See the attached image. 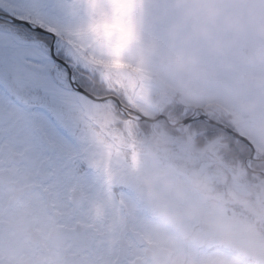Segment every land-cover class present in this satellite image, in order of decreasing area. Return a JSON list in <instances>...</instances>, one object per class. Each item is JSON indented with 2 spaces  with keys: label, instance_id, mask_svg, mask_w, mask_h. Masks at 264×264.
<instances>
[{
  "label": "flooded vegetation",
  "instance_id": "1",
  "mask_svg": "<svg viewBox=\"0 0 264 264\" xmlns=\"http://www.w3.org/2000/svg\"><path fill=\"white\" fill-rule=\"evenodd\" d=\"M47 1H54L49 5L59 1L60 12L67 14V22L83 23L90 18L86 0ZM32 5L46 26L61 28L63 40L76 39L68 35V30L82 29L81 25L57 24L62 21L57 13L49 16L46 9H40L33 1ZM96 5V8L110 6L108 0H98ZM132 11L136 12L131 14L136 36L121 50L120 57L129 54L124 67L113 70L82 62L88 71L80 74L90 81L88 90L97 98H102L97 91L105 89L107 79L120 78L121 74L128 77L139 74L148 81L154 79L152 76L157 81L171 79L164 74L168 73V67L149 59L147 50H140L151 46L148 25L144 24L147 16L142 9L136 10L133 6ZM16 34L21 37L18 36L20 39L16 42L34 53V42L24 33ZM75 43L79 45L76 40ZM84 49L86 51H80V55H95L97 60H103L101 56L107 52L110 55L109 46L90 34L89 44ZM27 76H30L28 79L39 76L35 57L23 56L8 66L6 74L0 77L1 93L4 100L15 103L33 119L36 109L44 107L32 99L30 88L37 83L21 80ZM174 86V81L168 86L174 94L171 100L157 104L154 91L147 89L141 91L142 104L136 106L130 103L127 88H106L123 97L120 104L72 93L64 99L62 110L55 113L46 108L39 110L44 118L38 117V120L46 123L48 116V124H17L24 120V114L20 113L11 121L5 109L0 108V264H234V260L244 261L248 256L244 243L249 234L245 224L233 223L231 190L242 193L243 189H248V185L243 184L248 179H244L242 161L247 166L253 158L252 151L248 154L240 147L241 151L235 150L236 157L240 156L242 171H234L227 161L228 156L234 155L229 152L234 145L229 144L231 133L224 128L195 124L191 132L193 124L190 127L171 125L173 118L170 122L163 118L155 123L138 120L139 115L145 113L175 112L190 105L195 106L191 111L199 112L203 108L197 98L198 91L187 90L185 94ZM205 111L217 114L218 110L211 107V111ZM119 116L125 120H120ZM222 125L236 127L235 124ZM169 126L179 130L177 134ZM162 135H171L182 142L181 153L177 155L185 156L184 160L193 157L197 166L204 161V168L210 167V171L206 169L201 177L199 172L187 173V170L168 174L174 167L164 162L169 155L164 150L170 141L165 142ZM174 144L171 145L176 146ZM106 148L111 153L106 154ZM70 156L78 157L86 166L90 191L83 195L77 193V201L82 200L83 207L68 202L72 181L66 164ZM254 157L249 166L251 172L258 180L260 176L264 179V168L253 163L261 164L264 157H260L258 151ZM112 161L116 163L113 165ZM134 161L140 164L131 165ZM153 161L156 162L151 169L148 163ZM137 171L141 181L136 193ZM176 179L178 188L187 189L180 192L181 198H196V201L190 203L193 216L189 217L190 211L182 209L184 202L179 200L176 205L183 216L172 222L168 217L169 202L159 201L157 197L165 194V186ZM150 180L156 191H150ZM184 182H188V186ZM217 194L222 199H218ZM224 195L227 200H223ZM255 204L258 209L264 208V201ZM23 209H26L25 216H21ZM254 219L250 225L252 231L264 235V216ZM89 230L94 231L93 235ZM81 241L86 247L80 246ZM22 242L24 248L20 247ZM91 253L98 256L91 257Z\"/></svg>",
  "mask_w": 264,
  "mask_h": 264
},
{
  "label": "rangeland",
  "instance_id": "2",
  "mask_svg": "<svg viewBox=\"0 0 264 264\" xmlns=\"http://www.w3.org/2000/svg\"><path fill=\"white\" fill-rule=\"evenodd\" d=\"M32 1L38 5L40 9H46L49 4L54 2H48L47 0ZM58 3L59 1L55 5L57 10L56 13L62 21L61 23L57 22V24L81 25L84 32L87 31V26L90 23L92 15L89 7L88 14L90 18L88 20H84L83 23L73 20L67 22V14H65V12H60V8L62 7ZM133 7L136 10L142 9L147 16V18L145 17L146 20H144V24H146V26L148 25L151 46L149 45L148 48L142 47L140 50H147L149 59L156 61L164 67H168V73L165 71L164 74H168L167 78H171L172 80L164 81V78H162L157 81L156 78L152 76L154 79L150 78L151 81H148L145 76L146 81L139 74L135 77H128L121 74L120 78L107 79L106 88H127L130 92L128 99L133 106L142 104L141 100L144 94L141 93V91L147 89L153 90L156 95L154 100L158 101L157 104H161L164 100L172 99V92L168 89L172 81H175V84L179 83V85L184 84L180 80H177L178 77L182 80L185 79V82L190 81L192 85H194V90H196V88L200 89V97H197L200 101V107L205 104L208 111H211V107H216L218 110L216 111L217 114L212 113L214 119L215 115H217L218 124H235L236 127H234V129L243 136L246 134L254 143L255 149L259 151L260 157L263 156L264 0H134ZM209 8L217 9L218 13L215 15L210 14L208 11ZM97 9L110 16L112 5L110 4L109 8L97 7ZM134 13L136 12L131 10V14ZM135 22L139 23L140 21L135 20ZM18 36L19 35L16 33H14L11 38L8 36H0V50H7L11 53L10 65L23 56L34 57L32 50L24 49L21 47L20 43L16 42V39L21 38L20 36V38H18ZM84 36L85 39L79 37L75 40L79 45L81 44L86 47L89 44V34L84 33ZM136 40L139 41V38H136ZM146 40H149V38H146ZM113 42H115V38H113ZM128 56L129 54H123V56L119 58L125 61ZM101 58H103L105 62L114 59L108 52L107 55L101 56ZM175 60L181 61L183 67L176 69L172 63ZM112 69L114 70L115 67H112ZM28 78H30V76L21 80H24V82H39V76H35L33 79ZM197 82H199V84ZM179 85L176 87L174 86L178 91L181 90V88L178 89V87H180ZM1 90L0 85V108L5 109L11 121H14L15 118L22 113L24 114V120L16 122L17 124H48V116L45 117L46 123L38 120V117L41 119L44 118L42 113H40L44 108L36 109L34 114L36 116L31 119L26 112H21V109H19L15 103L11 104V101L7 102V100H4ZM72 104L75 109L76 105L74 100ZM79 106L81 108L83 107L82 104ZM145 114L150 115L149 113ZM159 114L161 113H153L152 115L157 116ZM163 114L184 121L192 114V111L190 112L189 107H187L186 111L184 108L181 113L171 111L163 112ZM120 117L121 116H119V118ZM222 119H226V121L224 122ZM120 120L124 121L125 118H120ZM200 121L202 120L199 119L195 124H209L205 121ZM49 123L52 124L51 120ZM195 124L192 125L191 132L194 131ZM169 129L172 130L174 134H177L179 131L170 126ZM234 133L235 132H232L229 139V144L234 145V147H232L229 152L235 156L230 155L226 157L228 158L227 161L232 164L231 168H234V171H242L240 167V156L236 157L238 155L235 154V150L240 147L244 149V152L247 151L245 149L246 144L234 135ZM108 137L109 134L106 133L105 138L108 139ZM161 143L165 145L164 142ZM171 144L173 143H170V145L167 143V148L164 150L169 154L167 159H164V162L167 166L176 167L173 162L178 161L177 156L179 155L177 154L181 152L178 146L176 147ZM185 146H187L186 143ZM107 149L108 148L105 149V153H111V151ZM240 153L241 152L237 154ZM248 154H251V150ZM179 158V162L182 163V161H184L182 165L184 168L175 171L187 170V173L197 171V173L199 172V177H201L203 173H206V169L210 171V167L204 168L206 165L204 161H200L202 164L197 166V162L193 157L184 160L185 156L180 155ZM254 160L255 157L248 162L247 166H245V161H242L244 163V172L251 170L249 166ZM155 162L156 161L149 162V167L151 168ZM115 163V161H112L113 165ZM181 163H179V165H181ZM253 163L259 168L263 166L256 162ZM134 164L138 165L140 162L134 161V163H131V165ZM174 169L169 170L168 174H173ZM137 170L139 171L140 167H137ZM138 171L136 173V193L140 186L139 182L141 181ZM159 176L160 175H158V177ZM257 180L255 182L248 179V181L243 182V184L251 187L250 190L247 191L248 193H245L244 189L242 193L231 190L234 200V203L230 206L233 223L239 221L240 224H245L249 234L246 243H244V250L247 251L248 256L244 258L243 262H235L234 260V264H264V235L261 236L260 233L253 232L252 226H250L257 216V210L247 206L244 207L245 202L246 204L255 205L257 202L264 201V187L261 185L260 188L257 189ZM173 183L170 182L166 185V193H162L157 197L159 201L165 199V201L169 202V207H167L170 214L168 217L172 222L183 216L179 213V207L176 205L179 200L184 202L181 208H186L190 211L189 217L193 216L191 214L192 209L190 208V203L196 201V198L193 200H189L187 197L181 198L180 192L185 188H178L176 182ZM183 184L188 186V182H184ZM46 185L50 186L49 182H47ZM152 185H154V183L150 180V184H148L150 191H156L157 188L153 189ZM217 197L218 199H222L219 194H217ZM199 199L202 198L199 197ZM223 200H227L226 195L223 196ZM25 210L26 209H23L21 216H25ZM198 210V208H195V211ZM92 215L94 216L95 214ZM259 218L262 219L263 215H259ZM137 221L139 220L137 219ZM21 222H24V220L22 219ZM17 224H19V221ZM89 233L93 235L94 231L89 230ZM113 235L114 233L111 232V236ZM80 246L86 247V243L81 241ZM20 247H25L23 242ZM92 249H96V245H94ZM90 256L96 257L98 254L94 255L91 253ZM103 257L104 259L106 258V256ZM256 259H258V261H256ZM247 260H249V262H247Z\"/></svg>",
  "mask_w": 264,
  "mask_h": 264
},
{
  "label": "snow or ice",
  "instance_id": "3",
  "mask_svg": "<svg viewBox=\"0 0 264 264\" xmlns=\"http://www.w3.org/2000/svg\"><path fill=\"white\" fill-rule=\"evenodd\" d=\"M86 3L92 14L87 32L109 46L110 55L114 59L107 62L97 60L95 55H80V51H86L84 46L77 45L74 39L63 40L61 28L46 26L33 8L32 0H0V36L11 38L14 33H24L34 42L39 82L30 88L32 99L54 113L62 110L64 99L72 93L92 98L88 90L90 81L80 74L88 71L82 62L100 64L106 68L124 67V61L119 58L121 50L136 36L131 20L134 0H108L112 5L110 16L96 8L98 0H86ZM46 11L49 16L56 15V6L49 5ZM68 35L79 38L84 35V30L69 29ZM10 62L11 53L0 50V77L6 74ZM66 167L72 181L68 202L73 206L79 203L83 207V201H77V193L83 195L90 191L86 183V166L78 157L70 156Z\"/></svg>",
  "mask_w": 264,
  "mask_h": 264
},
{
  "label": "trees",
  "instance_id": "4",
  "mask_svg": "<svg viewBox=\"0 0 264 264\" xmlns=\"http://www.w3.org/2000/svg\"><path fill=\"white\" fill-rule=\"evenodd\" d=\"M177 80H180L181 82H183V84L184 85H179V83L178 84H175V87L176 86H180V87H178V89H180L181 88V90H182V92H184L185 94H186V92H187V90H194L193 89V86L194 85H192V83L190 82V81H184V80H182V79H180V78H177ZM175 82V81H174ZM173 83V82H172ZM176 83V82H175ZM198 84H199V82H197ZM202 83V82H201ZM199 87V86H198ZM105 89H106V86H105ZM180 91V90H179ZM196 91H198V93H201L200 92V89L198 88H196ZM191 93H192V91H191ZM184 94V95H185ZM199 97H200V95H199ZM192 98V97H191ZM187 105H189V104H187ZM191 107H189V108H192V107H195V106H193V105H190ZM203 107H207L205 104H204V106ZM185 108H187V106L185 107ZM176 112H178V111H176ZM182 111H180V113H181ZM191 112V111H190ZM184 113H186V112H184ZM200 122H203V120L202 121H200ZM206 123H208V122H206ZM245 126V125H244ZM242 149V148H241ZM241 149L239 148V149H236V150H238V151H241ZM245 149L248 151V152H250V147L249 146H247L246 145V147H245ZM262 155L263 156H261V157H264V152H262ZM180 161V159H178V161L177 162H174V163H178ZM184 164V161H182V163H181V165H183ZM258 164H260V163H258ZM262 165H263V167H261V168H264V161L261 163ZM256 167H258L257 165H256ZM248 171V172H247ZM247 171H245L244 173H245V176H244V179H250L251 181H255L256 182V180H257V175H253V173L251 172V170H247ZM257 183H258V180H257ZM247 191H249V189H244V192L245 193H248Z\"/></svg>",
  "mask_w": 264,
  "mask_h": 264
},
{
  "label": "bare ground",
  "instance_id": "5",
  "mask_svg": "<svg viewBox=\"0 0 264 264\" xmlns=\"http://www.w3.org/2000/svg\"><path fill=\"white\" fill-rule=\"evenodd\" d=\"M107 82V81H106ZM98 93H100L102 96L101 97H103L102 98V100L103 101H106V98L107 99H109V101L110 102H112V101H114V102H117V103H119V102H122V96L121 95H119V94H117L116 92H114V91H111V90H107V89H99L98 91H97ZM171 95H174V94H171ZM176 96V95H175ZM92 97H93V95H92ZM174 163V162H173ZM174 164H176V163H174ZM175 169H174V172H176V174L178 173H182V171H175V170H177V169H181V168H184V166H182V165H177L176 167H174ZM177 181V179L176 180H174V182H176ZM245 185V184H244ZM249 207V208H254V209H256L257 210V216L258 215H263L264 216V208H261V209H258L257 207H258V204H255V205H250L249 203L248 204H244V207ZM247 214H248V211H247ZM249 215V214H248Z\"/></svg>",
  "mask_w": 264,
  "mask_h": 264
},
{
  "label": "water",
  "instance_id": "6",
  "mask_svg": "<svg viewBox=\"0 0 264 264\" xmlns=\"http://www.w3.org/2000/svg\"><path fill=\"white\" fill-rule=\"evenodd\" d=\"M160 117H162V116H160ZM206 116H200L199 118H205ZM194 117H193V115L192 116H190V117H188L186 120H184V121H181V122H178L177 124H184V123H186V122H188V121H191L192 119H193ZM142 120H148V121H154L155 119H152V118H149V117H145V116H143L142 117ZM215 124H218L217 122H214ZM229 130V129H228ZM231 133L233 132L232 130H229ZM234 135H236L238 138H240V139H242L244 142H246L248 145H250L252 148H253V152L255 151V149H254V147H253V145H252V143H250V141H249V139H247L246 137H243V136H241V135H239L238 133H234ZM164 139H168V140H171V141H175L176 142V140L175 139H173L172 137H169V136H164Z\"/></svg>",
  "mask_w": 264,
  "mask_h": 264
},
{
  "label": "clouds",
  "instance_id": "7",
  "mask_svg": "<svg viewBox=\"0 0 264 264\" xmlns=\"http://www.w3.org/2000/svg\"><path fill=\"white\" fill-rule=\"evenodd\" d=\"M208 11H209L210 14H213V15L218 13V10L214 9V8H209ZM172 63L174 64L176 69H179V68L183 67V63L181 61H179V60H175Z\"/></svg>",
  "mask_w": 264,
  "mask_h": 264
}]
</instances>
